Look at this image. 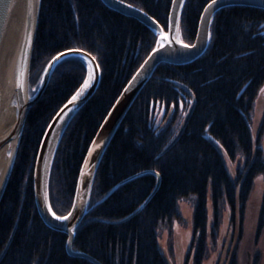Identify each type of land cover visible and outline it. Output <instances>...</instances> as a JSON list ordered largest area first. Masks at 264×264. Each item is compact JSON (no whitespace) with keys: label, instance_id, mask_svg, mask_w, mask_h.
Returning a JSON list of instances; mask_svg holds the SVG:
<instances>
[{"label":"trees","instance_id":"16d2710c","mask_svg":"<svg viewBox=\"0 0 264 264\" xmlns=\"http://www.w3.org/2000/svg\"><path fill=\"white\" fill-rule=\"evenodd\" d=\"M121 1L143 10L167 30L172 0ZM211 1L186 0L180 19L183 42H194L200 16ZM155 42L154 34L141 23L110 10L101 0H40L29 87L36 91L50 60L68 50L90 54L101 74L98 89L66 128L54 156L49 201L57 216L69 212L93 137ZM88 68L81 57L61 61L26 115L0 199V264H93L70 256L66 235L44 225L32 186L44 131L82 85ZM263 87L264 10L229 7L217 12L206 52L188 65H159L128 111L100 162L88 213L75 232L73 252L101 264H167L158 245V231L171 232L173 222L182 221L179 201L195 196L192 264H203L215 251L227 211L225 241L232 239L234 246L227 264H238L247 205L255 181L264 179L260 146L264 114L255 135L250 128L255 100ZM180 103L186 114L192 104L193 108L175 140L182 124ZM158 105L166 111L160 126L153 116ZM219 147L232 161L243 159L235 178L229 176ZM156 174L160 186L147 201L156 187ZM209 189L214 217L210 224ZM263 231L264 193L255 246ZM259 256L255 253L250 264H259Z\"/></svg>","mask_w":264,"mask_h":264},{"label":"water","instance_id":"95a60500","mask_svg":"<svg viewBox=\"0 0 264 264\" xmlns=\"http://www.w3.org/2000/svg\"><path fill=\"white\" fill-rule=\"evenodd\" d=\"M101 1L110 10L135 19L141 23L154 34L156 42L146 59L129 79L99 126L84 156L78 174L71 208L69 212L63 216L67 217V219L58 220L56 219V214L53 216L54 212L49 201V178L54 156L66 128L98 89L101 78L100 69L99 66L97 67L98 64L96 60L86 52L80 50L62 52L52 58L47 64L38 89L35 91L34 95H30L29 70L36 39L40 0H0V116L3 111L4 102L3 94L1 93V66L4 40L16 9L19 6L23 9L20 38L6 70L8 72V83L6 85L10 88L8 92L10 96L9 103L15 108L16 120L9 132L4 137L0 138V149L5 145H12L10 148L8 169L5 177L0 183V199L11 173L28 111L41 97L54 69L61 61L69 57L83 58L89 64L86 78L78 90L57 111L44 131L34 163L32 186L35 207L44 225L53 231L66 235V251L70 256L85 258L93 264L101 263L84 253L73 252L72 246L75 232L88 213L92 187L100 162L125 116L143 88L152 78L157 67L161 64L178 67L191 64L198 60L209 47L211 21L217 12L229 7H248L264 10V0H217L214 5L209 7V5L212 4L211 1L205 6L200 16L194 42L188 44L180 39V19L186 0H172L166 31L151 16L135 6L121 0ZM184 45H191V47H185ZM89 77H91L89 87L83 89V85L86 80H89ZM81 91L82 94L79 98L73 100L72 97L75 96L77 92ZM192 108L193 104L175 140L183 132ZM156 176V187L147 201L160 186V176L158 174H156ZM131 179L132 178L127 179L124 183ZM165 260L167 264H171L167 258H165Z\"/></svg>","mask_w":264,"mask_h":264},{"label":"rangeland","instance_id":"374dc122","mask_svg":"<svg viewBox=\"0 0 264 264\" xmlns=\"http://www.w3.org/2000/svg\"><path fill=\"white\" fill-rule=\"evenodd\" d=\"M32 85L29 87V94L34 95L35 90L33 91ZM264 88V87H263ZM255 109L254 114L252 116L250 128L255 135L260 127L262 122L263 114H264V92L260 90L256 100H255ZM179 109L181 110L180 113V122L183 124L187 114L186 110L184 109V105L180 103ZM165 107L158 105L156 107L154 113V122L156 126H160L162 120L165 116ZM171 114L168 115V118ZM165 120V122L167 121ZM183 121V122H182ZM181 124V126H182ZM180 126V128H181ZM261 148L264 152V137L260 144ZM219 151L221 152L226 170L231 178H235L236 170L238 168H243L244 162L241 157H238L235 161H232L227 154L224 152L222 148L219 147ZM10 154V149L8 151ZM264 193V179L259 178L254 183V188L249 199L247 210H246V219L244 225V234L242 241L240 242L238 254H237V261L238 264H250L253 261V257L255 253H259L260 262L259 264H264V231L262 237L260 239L259 244L255 246V225L258 217L259 205L261 202V196ZM194 204H195V196H191L187 200H181L178 203L179 212L182 217V221H174L172 225L171 232H168L166 229H160L158 231V245L160 251L166 255V257L170 260L171 264H192L195 248L191 247V241L193 237V211H194ZM207 213H208V222L209 224L213 221V207L210 195V189L207 193ZM228 211L225 213V217L223 218L222 226L220 227L219 238L217 241V246L215 247V251L211 252L209 255L210 258L203 262V264H223V261L219 258H222L225 254L226 249L232 252V248L234 247L231 242L232 239L226 238V231L228 229L227 226V218ZM171 233V234H170ZM229 235V234H228ZM230 237V236H228ZM189 255V257H188ZM216 257H219L216 260ZM227 259H230V254ZM227 260L225 264H227Z\"/></svg>","mask_w":264,"mask_h":264},{"label":"bare ground","instance_id":"6f19581e","mask_svg":"<svg viewBox=\"0 0 264 264\" xmlns=\"http://www.w3.org/2000/svg\"><path fill=\"white\" fill-rule=\"evenodd\" d=\"M23 18V9L19 6L14 16L11 20V23L8 27L3 47V57H2V81H1V93L3 94V111L0 116V138L4 137L11 127L13 126L16 120L15 108L10 105L9 100V90L10 88L6 85L8 82V72L6 71L8 65L11 61L13 52L20 38V31ZM12 147L11 144L5 145L0 149V183L6 175L8 165H9V154L8 151Z\"/></svg>","mask_w":264,"mask_h":264},{"label":"snow or ice","instance_id":"6c2138e0","mask_svg":"<svg viewBox=\"0 0 264 264\" xmlns=\"http://www.w3.org/2000/svg\"><path fill=\"white\" fill-rule=\"evenodd\" d=\"M217 2V0H212V4L209 5V7H211L212 5H214ZM185 47H191V45H184ZM98 67V65H97ZM91 82V77H89V80H86L84 85H83V89H87L89 87V84ZM262 92H264V88L261 89ZM82 94L81 92H77L75 96L72 97L73 100H77L79 98V96ZM53 216H55V213H53ZM56 219L58 220H64L67 219V217H63V216H56Z\"/></svg>","mask_w":264,"mask_h":264},{"label":"flooded vegetation","instance_id":"af4514ba","mask_svg":"<svg viewBox=\"0 0 264 264\" xmlns=\"http://www.w3.org/2000/svg\"><path fill=\"white\" fill-rule=\"evenodd\" d=\"M228 252H229V249H226L224 256H223L222 258L216 257L215 262H216L217 259L219 258V259H220V262H221V260H222V261H223V264H225V261H226L227 258L229 257V253H228Z\"/></svg>","mask_w":264,"mask_h":264}]
</instances>
